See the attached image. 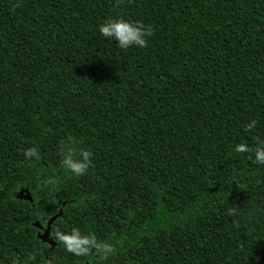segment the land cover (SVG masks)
<instances>
[{
    "label": "trees",
    "instance_id": "trees-1",
    "mask_svg": "<svg viewBox=\"0 0 264 264\" xmlns=\"http://www.w3.org/2000/svg\"><path fill=\"white\" fill-rule=\"evenodd\" d=\"M116 5L0 0V264H264V165L235 151L264 139V0ZM110 18L150 25L147 46L103 37ZM69 135L83 176L61 167ZM57 227L116 254L74 256Z\"/></svg>",
    "mask_w": 264,
    "mask_h": 264
},
{
    "label": "clouds",
    "instance_id": "clouds-1",
    "mask_svg": "<svg viewBox=\"0 0 264 264\" xmlns=\"http://www.w3.org/2000/svg\"><path fill=\"white\" fill-rule=\"evenodd\" d=\"M123 0H117L119 6ZM17 7L19 5H16ZM99 33L106 38L113 39L117 46L127 50L133 46L144 48L148 44V38L153 35V28L145 25L141 21H130L122 18H110L98 26ZM257 122L251 120L244 125L245 131H251L256 128ZM76 139L69 135L62 140L59 145L58 155L61 160V167L73 176H83L92 165V153L89 150L78 149ZM255 147L248 146L245 143L235 145L237 153H252L254 162L264 165V139L255 138ZM22 155L31 161L40 159V154L35 146L28 147L22 151ZM40 183L47 187L54 185L56 181L51 177L41 179ZM235 214V209H231L229 215ZM54 238L60 242L65 250L77 257L97 256L100 260H107L116 254V247L108 241L98 240L93 233L84 234L78 227H72L70 232H63L60 228L54 229ZM35 264L36 254L33 253L28 258ZM13 264H18L13 261Z\"/></svg>",
    "mask_w": 264,
    "mask_h": 264
},
{
    "label": "water",
    "instance_id": "water-1",
    "mask_svg": "<svg viewBox=\"0 0 264 264\" xmlns=\"http://www.w3.org/2000/svg\"><path fill=\"white\" fill-rule=\"evenodd\" d=\"M23 191L21 190L20 191V194L22 193ZM22 197L24 198V199H28V200H31V196H30V194L27 192V190H25V193L22 195ZM61 214V212H59L58 214H55L54 216H52L50 219H49V221H48V223H47V227L43 230V232L42 233H38V237L40 238V239H42L43 241H49V231H50V225H51V223L54 221V219L57 217V216H59ZM36 225H38L39 226V224H38V222H36Z\"/></svg>",
    "mask_w": 264,
    "mask_h": 264
}]
</instances>
